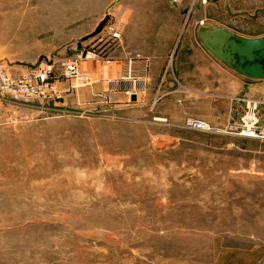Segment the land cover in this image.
<instances>
[{"label":"rangeland","instance_id":"1","mask_svg":"<svg viewBox=\"0 0 264 264\" xmlns=\"http://www.w3.org/2000/svg\"><path fill=\"white\" fill-rule=\"evenodd\" d=\"M207 25L263 36L264 0H0V68L51 63L61 83L63 61L88 76L102 61L74 50L107 59L124 44L148 59ZM161 75L129 108L71 107L67 87L39 101L0 94V264H264V141L240 135L246 101L264 98L229 100L201 82L193 95L172 61ZM146 77L140 91L149 66ZM255 114L260 125L264 104Z\"/></svg>","mask_w":264,"mask_h":264},{"label":"crops","instance_id":"2","mask_svg":"<svg viewBox=\"0 0 264 264\" xmlns=\"http://www.w3.org/2000/svg\"><path fill=\"white\" fill-rule=\"evenodd\" d=\"M200 28L197 29L196 33ZM198 42L184 40L180 44H172L169 49L158 55L146 53L147 56L149 55V82L142 91L133 95L135 96V101L126 98L122 92L110 91L105 85L107 77L110 76L108 65H116L117 73L122 68V59L127 53L124 44H113L107 50L109 53L107 59L103 58L102 61L96 62L95 66L91 65L93 72L89 76L94 75L97 81L92 87L89 89L69 90L68 81L58 83V88L61 90L67 87L63 103L85 110L101 107L111 100L119 107L127 106L128 108L141 102L147 103L149 98L152 97V91L154 90L152 81H155L162 74L163 67L170 61L174 64L177 78L185 82L192 94L194 93L195 84L201 82L206 84L209 92H214L215 95L223 96L229 100L234 98H264V80H251L236 74L213 58ZM80 63L83 64L85 61L82 60ZM100 64L105 65L100 66ZM242 111H244L243 104H235L236 114H240Z\"/></svg>","mask_w":264,"mask_h":264},{"label":"built area","instance_id":"3","mask_svg":"<svg viewBox=\"0 0 264 264\" xmlns=\"http://www.w3.org/2000/svg\"><path fill=\"white\" fill-rule=\"evenodd\" d=\"M205 1V0H203ZM170 3L177 5L179 0H169ZM202 22H200V25ZM102 30L112 39H119L120 32L112 26H102ZM85 60H102L103 54L95 53L89 50H80ZM82 56V55H81ZM149 60L139 54L124 56L122 59V68L119 76L107 79L106 84L110 91L122 92L126 98L136 95L142 82L147 78ZM56 70L51 63L38 65L30 69H22L16 74L2 71L0 68V94L13 97L23 101H39L45 98H59L61 91L57 87L58 81L55 77ZM58 76L69 81L74 87L91 86L93 81L87 74L79 70L78 58L63 61L58 70ZM264 100H247L246 112L241 118L240 135L245 138L264 141V122L260 125L255 114L256 107L263 105ZM184 127L197 130H209L208 126L198 119L188 118L185 120Z\"/></svg>","mask_w":264,"mask_h":264},{"label":"water","instance_id":"4","mask_svg":"<svg viewBox=\"0 0 264 264\" xmlns=\"http://www.w3.org/2000/svg\"><path fill=\"white\" fill-rule=\"evenodd\" d=\"M103 21L100 24L101 30ZM201 46L226 68L251 80H264V35L249 38L215 25L197 32ZM80 54V50H74ZM131 101H135L132 96Z\"/></svg>","mask_w":264,"mask_h":264},{"label":"bare ground","instance_id":"5","mask_svg":"<svg viewBox=\"0 0 264 264\" xmlns=\"http://www.w3.org/2000/svg\"><path fill=\"white\" fill-rule=\"evenodd\" d=\"M175 5V4H174Z\"/></svg>","mask_w":264,"mask_h":264}]
</instances>
